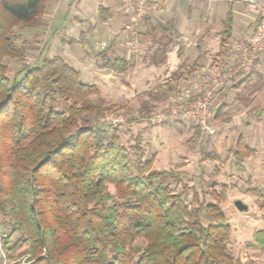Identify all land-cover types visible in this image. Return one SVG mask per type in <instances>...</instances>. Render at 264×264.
I'll use <instances>...</instances> for the list:
<instances>
[{
  "label": "trees",
  "instance_id": "obj_1",
  "mask_svg": "<svg viewBox=\"0 0 264 264\" xmlns=\"http://www.w3.org/2000/svg\"><path fill=\"white\" fill-rule=\"evenodd\" d=\"M49 1L0 0V214L9 228L7 264H21L25 253L27 264H245L228 245L225 184L210 192L212 201L196 191L188 201L185 189L170 188L178 174L151 170L153 158H146L139 136L126 147L116 129L87 125L106 109L104 97L60 56L44 58L19 79L7 76L8 63L25 51L15 43V28L39 25ZM148 17L147 32L163 39L162 61L153 63L163 62L178 44L174 28L170 21L151 25ZM111 48L97 59L122 72L128 62L110 58ZM176 53L181 57L180 44ZM181 67L146 93L154 108L179 87ZM149 106L142 102V109ZM225 107H218L216 122L226 120ZM227 152L238 167L256 153L242 135ZM252 237L264 248V225Z\"/></svg>",
  "mask_w": 264,
  "mask_h": 264
},
{
  "label": "rangeland",
  "instance_id": "obj_2",
  "mask_svg": "<svg viewBox=\"0 0 264 264\" xmlns=\"http://www.w3.org/2000/svg\"><path fill=\"white\" fill-rule=\"evenodd\" d=\"M104 2L111 6V17L103 13L107 15L105 20L119 19L115 26L112 25V21L110 23L107 20L103 24V21L99 20L101 18L97 7ZM45 12L49 13V16H44ZM45 12L39 25L35 27L19 25L15 28L13 37L15 43L19 46L23 45L25 51L22 59L8 63L7 76L10 79L14 77L19 79L27 69L39 65L44 58L60 56L76 70L82 72V82L91 83L90 78L93 79L91 70L89 69V72L87 71L84 75L81 63H77L74 59L89 61L91 68H94L92 61H97L96 55L108 47L113 48L112 44H108L112 39L113 29L119 33L123 31V24L129 18L123 12L121 0H50L46 5ZM138 36V52L127 57L128 64L122 72H109L111 69L100 71L105 75L102 80L99 82L96 80V82L100 86L99 90L104 97V108L106 109L98 116H91L87 125L105 114H142L148 113L154 108L156 102H150L146 93L155 89L158 84L168 78L165 76V71L154 72L146 68L147 63L162 59L158 53L163 39L159 32L154 36L149 34L144 25H141ZM62 37L63 39L60 41ZM66 38H70L72 41L67 42ZM123 40L122 47L114 51L117 57H121V55L126 57L125 42L127 37H123ZM102 41L107 43V48L104 50L99 48V43ZM99 61L102 65L103 62ZM186 69L179 71L182 74L181 77L188 74ZM248 90L250 87L243 89L241 92L243 97L247 96L245 92ZM144 101H149V111L142 109ZM254 115L255 107H252L245 118L242 116V120L252 119ZM242 127H244V122L225 138L220 137L219 125L216 136L202 138L192 122L150 125L141 119H132L127 124L112 129H116L120 142L126 147L132 145L134 139L139 136L146 158H153L151 170H168L178 174L180 180L171 181L170 188L175 192L185 189L188 201L192 199L194 191L201 198L212 201L210 192L219 193L222 185L225 184V198L221 202V207L231 225L228 245L235 257L243 263L264 264V248L255 245L252 237L254 230L260 229L264 225V169L255 175V161L247 162L245 159L246 167H238L233 158L227 156V150L234 146L239 134L244 137L245 142L246 138L249 143L254 140V135L251 134L253 130ZM208 154H213L216 159L204 157ZM255 188L258 189L259 194L251 191ZM108 190L111 193L114 192L111 185L108 186ZM237 199L248 206L247 211L240 212L233 206ZM0 231L4 236L9 231L1 214ZM4 236L1 237L3 251ZM26 247L24 246L20 251ZM28 259H30V254L25 253L18 257L17 261L27 264ZM0 262H3L1 252ZM7 263L5 259V264Z\"/></svg>",
  "mask_w": 264,
  "mask_h": 264
},
{
  "label": "crops",
  "instance_id": "obj_3",
  "mask_svg": "<svg viewBox=\"0 0 264 264\" xmlns=\"http://www.w3.org/2000/svg\"><path fill=\"white\" fill-rule=\"evenodd\" d=\"M109 5L105 4V2L99 5L97 7L98 14L102 11V13L111 17V6ZM48 14L45 12L44 16L47 17L49 16ZM148 18L151 25L172 22L175 33L174 38L182 47V55L181 57L177 56L178 44H176L167 50L163 62L147 63L146 69L154 72L165 71V76L169 79L171 73L182 62V67L179 71L187 68L186 72L188 74L181 78L179 86L194 73L203 70L214 61L223 57L230 41L249 34L259 19L255 7L246 0H162L160 9L151 13ZM229 18L231 21L229 26H227L226 20ZM262 18L264 19V17ZM99 20L105 24L108 19ZM128 20L126 19V22ZM108 21L110 23L112 21V25L115 26L119 19H110ZM145 22L146 19L141 25L146 26ZM123 31L119 33L116 29H113L112 39L108 43L113 45V52L109 53L110 58L117 57L114 51L122 47L123 37H127L126 31L124 29ZM62 39L63 37L60 38V41ZM71 39L66 38L65 40L68 42L73 40ZM222 40H224V43H221ZM127 57V54L126 57L121 55V58H125L126 61ZM74 60L77 63H81L84 75L89 69L91 70V77L95 80L90 78L92 80L91 83L96 84L100 89L96 80L99 82L105 75L100 73V71H108L109 69L102 66L99 59L92 61L94 68H91L89 61L84 62V59L76 58ZM113 71L109 70V72ZM80 76H82V72H80ZM247 87H250V90L245 92L247 96L244 95L243 97L241 92ZM221 104H226L224 110L227 118L217 122L221 129V138H225L232 130L239 128L242 122H244V127L242 128L253 130L251 134L254 135V140L249 143L246 138V143L250 148L255 149L256 153L255 156L247 158V162L255 161V175H258L260 170L264 169V52H261L256 57L248 74L240 77L234 85L222 92ZM252 107H255V115L252 116V119L246 118V120H242V116L245 118ZM243 166L246 167V163H243Z\"/></svg>",
  "mask_w": 264,
  "mask_h": 264
},
{
  "label": "built area",
  "instance_id": "obj_4",
  "mask_svg": "<svg viewBox=\"0 0 264 264\" xmlns=\"http://www.w3.org/2000/svg\"><path fill=\"white\" fill-rule=\"evenodd\" d=\"M258 13V21L249 34L230 41L224 56L211 65L188 77L175 91L148 113H109L100 116L90 124L93 128H118L129 120L141 119L146 124L162 125L175 122H192L202 138L216 135L215 113L221 103V94L245 74H248L256 57L264 52V1L246 0ZM162 0H121L128 21L123 29L127 33V55L137 53L139 48V29L144 19L160 9ZM100 50L107 43H99ZM0 231V252L5 264Z\"/></svg>",
  "mask_w": 264,
  "mask_h": 264
},
{
  "label": "water",
  "instance_id": "obj_5",
  "mask_svg": "<svg viewBox=\"0 0 264 264\" xmlns=\"http://www.w3.org/2000/svg\"><path fill=\"white\" fill-rule=\"evenodd\" d=\"M233 206L240 212H245L248 210V206L239 199L234 201Z\"/></svg>",
  "mask_w": 264,
  "mask_h": 264
}]
</instances>
